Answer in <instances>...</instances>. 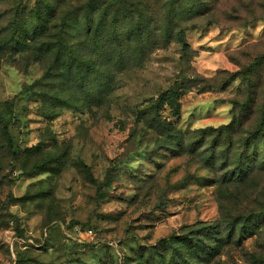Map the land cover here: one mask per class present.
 Segmentation results:
<instances>
[{"label": "rangeland", "instance_id": "obj_1", "mask_svg": "<svg viewBox=\"0 0 264 264\" xmlns=\"http://www.w3.org/2000/svg\"><path fill=\"white\" fill-rule=\"evenodd\" d=\"M262 122L264 0H0V264H264Z\"/></svg>", "mask_w": 264, "mask_h": 264}, {"label": "trees", "instance_id": "obj_2", "mask_svg": "<svg viewBox=\"0 0 264 264\" xmlns=\"http://www.w3.org/2000/svg\"><path fill=\"white\" fill-rule=\"evenodd\" d=\"M36 14H38V11L36 12ZM40 15V14H39ZM47 15H44V17H46ZM173 15H171V17H172ZM16 17H18V12L16 13ZM38 17H43V16H38ZM17 35V36H16ZM176 37H177V39H178V41H179V43H181L182 45H183V47H186V40H185V37H184V34H183V32H182V30L181 29H179L177 32H176ZM16 38H18V34H17V31L15 30V32L13 33V35H12V38L10 39V41H9V43L11 42L12 43V41H14ZM259 59H261V57H259V58H257V59H255V61L251 64V66H253V65H256L257 64V62H258V60ZM261 126H264V122H262V125ZM221 129H228V124H226V125H221ZM260 129L261 128H258V129H256L253 133L252 132H250L249 134H248V138L249 139H251V140H253L254 139V136H256V135H258V133L260 132ZM249 139H247L246 140V150H244L245 152H243V154H241L240 155V157H239V160H238V162H237V164H236V170H237V172H241V178H243V177H245L246 175H247V171L245 172H243L242 173V168L245 166V164L247 163V161H245V160H243L244 158L246 159L247 157H248V153H246V151H248L247 150V147L250 145V140ZM248 167H250V166H248ZM261 167H264V165H262ZM242 180H244V178L242 179ZM100 184H98V186H99Z\"/></svg>", "mask_w": 264, "mask_h": 264}]
</instances>
